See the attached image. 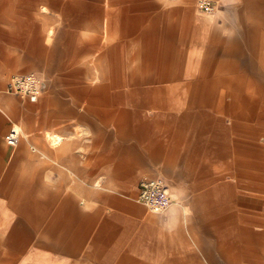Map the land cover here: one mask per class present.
<instances>
[{
  "label": "crops",
  "instance_id": "1",
  "mask_svg": "<svg viewBox=\"0 0 264 264\" xmlns=\"http://www.w3.org/2000/svg\"><path fill=\"white\" fill-rule=\"evenodd\" d=\"M210 1L0 0V264H264V0Z\"/></svg>",
  "mask_w": 264,
  "mask_h": 264
},
{
  "label": "built area",
  "instance_id": "2",
  "mask_svg": "<svg viewBox=\"0 0 264 264\" xmlns=\"http://www.w3.org/2000/svg\"><path fill=\"white\" fill-rule=\"evenodd\" d=\"M197 6L204 10L212 9L210 0H197ZM7 90L36 101L42 90V79L35 73L15 74L10 77ZM18 138L19 131L14 128L5 136L11 145L16 144ZM137 200L154 213H162L171 205L167 186L161 178L143 180L139 184Z\"/></svg>",
  "mask_w": 264,
  "mask_h": 264
}]
</instances>
